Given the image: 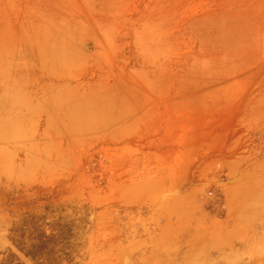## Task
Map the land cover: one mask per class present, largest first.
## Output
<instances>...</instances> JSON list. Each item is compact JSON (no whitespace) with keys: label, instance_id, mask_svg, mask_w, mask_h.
<instances>
[{"label":"rangeland","instance_id":"1","mask_svg":"<svg viewBox=\"0 0 264 264\" xmlns=\"http://www.w3.org/2000/svg\"><path fill=\"white\" fill-rule=\"evenodd\" d=\"M0 264H264V0H0Z\"/></svg>","mask_w":264,"mask_h":264},{"label":"crops","instance_id":"2","mask_svg":"<svg viewBox=\"0 0 264 264\" xmlns=\"http://www.w3.org/2000/svg\"><path fill=\"white\" fill-rule=\"evenodd\" d=\"M1 171H2V169H1V167H0V174H1Z\"/></svg>","mask_w":264,"mask_h":264}]
</instances>
